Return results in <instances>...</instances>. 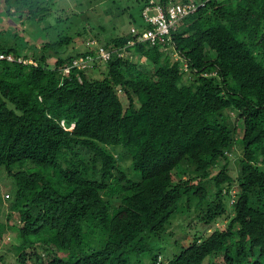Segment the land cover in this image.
<instances>
[{
  "label": "trees",
  "instance_id": "trees-1",
  "mask_svg": "<svg viewBox=\"0 0 264 264\" xmlns=\"http://www.w3.org/2000/svg\"><path fill=\"white\" fill-rule=\"evenodd\" d=\"M48 1L4 5L41 25ZM150 1L201 0H137L138 31L151 28L142 19ZM18 38L0 30V55L13 58L0 60V167L16 189L15 264H264V0H211L164 47L128 46L130 32L110 38L102 46L123 54L100 78L63 76L89 54L59 56L68 34L42 45L58 55L53 66ZM190 202L202 228L164 259L157 249Z\"/></svg>",
  "mask_w": 264,
  "mask_h": 264
},
{
  "label": "rangeland",
  "instance_id": "rangeland-1",
  "mask_svg": "<svg viewBox=\"0 0 264 264\" xmlns=\"http://www.w3.org/2000/svg\"><path fill=\"white\" fill-rule=\"evenodd\" d=\"M45 7L50 9V15L46 23L36 25L23 22L24 20L19 19L15 15H9L5 10L4 0H0V30L9 29L10 31L20 34V38H22L23 41H27L29 46H35L40 52L44 53L47 58L46 62L49 66H53L58 55L52 50L44 52L42 50L44 42L50 41V43H52L54 38L56 41L58 37L68 34L69 37H71V41L59 51V56L66 58L67 56L85 53L87 51L86 42L88 40H95L98 44L103 45L102 43L110 38L129 34L131 28L135 25L137 26L141 22L139 13L140 7L137 0H50ZM65 16H67V19ZM47 29H49V31H46ZM64 30H66V32ZM3 36L4 39H7L5 34ZM94 36L98 38L91 39V37L93 38ZM87 38L90 39L86 40ZM27 53L30 55L32 50H27ZM171 57L174 60H179L175 54L171 55ZM99 62L100 61L93 65V68L89 72L90 77H101L100 71L104 64H100ZM179 62L183 70L186 71L185 64L180 60ZM119 95L122 104L126 105L125 98L122 94ZM238 158L239 155L236 150L230 157L232 162L229 163L230 174L233 176H236L239 170ZM121 165L125 174L130 177L129 158L122 160ZM18 167L19 166L14 167L13 171L19 170ZM55 180L57 181L56 177ZM61 188L64 189V186ZM15 191L13 180L7 175L4 169L0 167V206L3 205L0 207V223L4 225L7 224V229L0 239V259H2L0 260V264L16 263L13 246H15L17 242L15 239V232L9 228L18 225V214L10 210L8 206L12 205L15 201ZM7 195L9 198H7ZM194 205L195 203L193 202L189 203L190 212L187 208L184 211L179 203L177 210V212H181L177 215L179 220L183 222L184 220L189 221L192 218L193 221L192 223L186 221L184 224H175L177 221L173 222V220L176 214L172 217L171 221L173 225L171 222L170 225H172V227L169 226L171 228L167 231V241L159 245L157 249L159 252L164 253V259H168L169 255L167 254L172 253L171 251L167 253V251L169 252L171 248L170 245H172L174 241L182 242L183 236L190 235L192 237L202 228V225L197 223L198 219H196V216L200 213L194 209ZM183 214L184 216L180 218L179 216ZM223 224L224 221L218 222L216 226L221 227ZM216 226L211 225L209 228L213 231ZM175 248L180 251L179 248L181 247L178 246ZM43 258L46 260L45 256ZM144 264H150V262L145 261Z\"/></svg>",
  "mask_w": 264,
  "mask_h": 264
},
{
  "label": "built area",
  "instance_id": "built-area-1",
  "mask_svg": "<svg viewBox=\"0 0 264 264\" xmlns=\"http://www.w3.org/2000/svg\"><path fill=\"white\" fill-rule=\"evenodd\" d=\"M211 0H201L198 3H167L159 5L150 1L149 5L145 7L142 12L143 23L151 28L138 31L135 27L130 30L131 35L136 39H131L128 42V46H133L137 43H148L150 46L156 44L161 46L170 45V34L174 31L181 20L193 15L197 10L203 7L207 2ZM85 56H80L74 59L70 65L65 66L62 69L63 76H68L73 69L77 70H91L93 65L98 61L100 64H104L109 61L111 55L116 52L121 57L123 51H109L102 45L98 44L95 40H88L86 42ZM90 53H94V57ZM176 55V54H175ZM177 56V55H176ZM6 59L12 62V56L0 55V60ZM21 60L18 59V62Z\"/></svg>",
  "mask_w": 264,
  "mask_h": 264
}]
</instances>
